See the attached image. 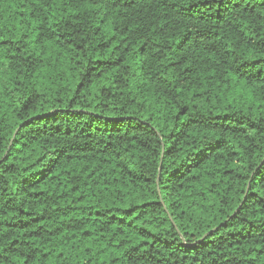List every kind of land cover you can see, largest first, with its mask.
<instances>
[{"label": "trees", "instance_id": "1", "mask_svg": "<svg viewBox=\"0 0 264 264\" xmlns=\"http://www.w3.org/2000/svg\"><path fill=\"white\" fill-rule=\"evenodd\" d=\"M0 264H264V0H0Z\"/></svg>", "mask_w": 264, "mask_h": 264}]
</instances>
